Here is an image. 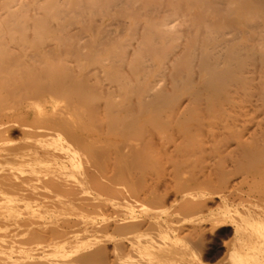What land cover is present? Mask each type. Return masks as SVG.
Returning a JSON list of instances; mask_svg holds the SVG:
<instances>
[{
  "label": "bare ground",
  "instance_id": "obj_1",
  "mask_svg": "<svg viewBox=\"0 0 264 264\" xmlns=\"http://www.w3.org/2000/svg\"><path fill=\"white\" fill-rule=\"evenodd\" d=\"M0 60V75L29 76L2 74L5 94L19 80L12 91L32 94L17 113L23 97L11 108L0 95V201L55 205L62 213L45 214L70 234L132 220L163 229L177 205L196 217L176 239L223 226L208 218L216 199L243 214L241 235L258 222L228 247L231 264L264 243V0H0ZM18 122L22 148L6 137ZM74 205L77 216L63 212ZM14 222L1 227L24 226Z\"/></svg>",
  "mask_w": 264,
  "mask_h": 264
},
{
  "label": "rangeland",
  "instance_id": "obj_2",
  "mask_svg": "<svg viewBox=\"0 0 264 264\" xmlns=\"http://www.w3.org/2000/svg\"><path fill=\"white\" fill-rule=\"evenodd\" d=\"M29 38L30 39H28L26 41L27 44H29L28 41L29 40L31 41L34 37H32V38L29 37ZM35 39L37 40V42L40 41V43H43V39H41V37L38 36V38H34V40H33L34 43L36 41ZM24 40L22 39L21 41H24ZM33 41H31L30 43H32ZM52 42H53V40H52ZM34 43H32V44H34ZM40 43H39V45H40ZM2 55L3 54H1V56ZM9 57L11 58V55ZM9 57L6 59L8 60ZM1 60H2V58H1ZM1 60H0V63H1ZM20 72H18V73H20ZM1 73L3 74V77L9 78L8 77V75H9L10 79H12V80L18 78L19 76H22L20 74H24V76H26V77L28 76V74H26L25 71L24 72L22 71L20 74H17V75H16L17 72L15 73V72H13V70L11 72H7V75H6V71H1ZM12 73L14 75H16L17 77L15 78L12 76L13 77L12 78L11 77ZM1 75H0V77H1ZM50 76L53 77L52 75H50ZM23 77H19L18 79H21ZM18 79H16V80H18ZM25 79H26V82L28 81L27 82V84H28L29 83V80H28L29 76H28V79L27 78H25ZM52 79H54V77L49 78V81H52ZM21 81L19 80L18 82H20V83L15 82L16 84L15 83L14 84L12 83V84H13V86L14 85L20 86V85H22L21 83L25 82V81H22V82ZM52 83H54V80ZM12 84L10 86L11 89L8 88L9 85H8V87L7 86L4 87V85L2 87V88H5L6 90L8 88L10 91L9 90H7V91L9 93H11V96H9V97L6 96L7 102L9 101L8 105H7V103H5L7 106L12 104L13 100L15 101V99L17 101V98H15V99L11 98L13 96V94L15 96H18V99H19V96L22 99V97L25 93L24 90H21V87H20V91L21 92L23 91L22 92L23 94L20 93L21 94L20 95L19 94L20 91L19 92L17 91V89L19 87L16 89V92H18V94L14 93V91H12V88L15 89L17 86L12 87ZM50 84H51V82H50ZM24 85L25 84H23V86ZM25 86H27V85H25ZM1 91L2 92H0V95L3 96L4 98H6L5 95H7L9 93L6 92L7 94H5L4 89H1ZM35 91H36V89H35ZM28 92L25 94H27L26 98L28 97V99H29V97H31L32 94L28 96V94H29ZM3 93H4V95H2ZM30 93H31V91H30ZM24 98L25 97H23L24 101L19 100L20 103L18 101L17 102L15 101L12 104L14 106V104L16 103V105H15V107H16L17 103H19L21 105L19 108H18L19 105L17 106V109L14 108L13 106L11 107V105H10L11 108H14L13 110L16 113H17V111L18 112L23 111V104L26 102L25 100H28V99H26V98L24 99ZM0 99H2V97ZM0 103H1L0 104V108H1V105L3 103H2V101ZM5 104L3 106H6ZM20 124L21 123L18 122V124L14 123L13 124L14 126L10 125L9 128L6 130V134H7L6 137L9 138V139H7L9 142V145H11L13 147H21L22 148L25 145H23L24 140H22L23 133H20V132H22V129H20V128H22L23 123L21 125ZM10 127H13V128H10ZM23 138H24V136H23ZM1 159H2V156L0 157V160ZM0 166L2 167V165H0ZM17 171L18 170L14 171V173H13L15 175V177L17 174H19V171H18V173H16ZM1 172L3 174H6V171H4V170ZM50 173L55 175L56 171L54 170ZM33 176L35 179V178L39 177V174L36 175V177H35V175H33ZM25 179L24 180L26 181V183H28L27 181H29L28 184L35 183L33 180H31V176H29V175L25 176ZM38 179H36V180H38ZM13 196H8V195L4 196V197H2V199L0 201V223H2V225H0V227L1 226L4 227L3 224L9 223V221H11V222L15 221L14 222L15 224L17 222H21V223L24 222V226H21L22 225L21 224L20 227H18V229H17V227H16V226H18V224H17V225H15L16 228L14 226H12L15 229H13L12 227L11 228L9 227V229H8L6 226L7 224H6L5 227H6V230L8 229L7 231L5 230V228L1 227V229L3 231L1 233V230H0V264H231L230 263V256L227 253L228 247H232V246L234 247L237 243L238 244H239V242L241 243L242 240H245L244 238H246L245 236H247L246 235L247 233H248V235L254 234V232L258 228V222L257 221L256 222L250 221V222H248V227L246 228V230L241 235L240 232L236 231L237 227L235 226V224H237L238 222H240V220L243 219V214L240 213L239 211H236V209H234L235 211L233 210L234 212L231 210V211H228L227 213L223 214L221 211H219L221 209H219V205L217 203V200L214 199L215 200V201L213 200L214 202L208 201L207 203H205V205H207V206L209 205L207 209H210V207H211V209L208 210V211H210L208 218H209V220L215 221V220L223 219L226 217V219H223V220H226V223L224 224L225 226L224 225L220 226V227L218 226L219 228L216 227V229L214 227H211L214 229L208 228L206 231H202L203 233L198 229L192 228L193 231H192V229H188L189 232L192 231L190 233V235H189V232L188 233L184 232L182 234L183 236L185 234L184 238L182 237L181 234H179L180 237L178 236V238L175 239V234H174L175 228H179V226L181 224H183L184 222H186L190 218L194 219L196 217V215H195V213H192V212L189 213L190 211L187 212L184 209L182 210V213H179L181 211L180 206L176 207L177 205H173L171 210H173L175 208L176 211H174V212H176V213H173V211H172L169 223H167V226L163 227V229L162 228L155 229L156 227H153V225H152L154 223H151V225H149L148 227L146 226L145 229H143L145 226H143L140 229V227H141V226H139L140 223H138V221L132 220L133 222L127 221L125 224H122L120 226V228H116V229H114V228L111 229V226L108 227V229H106L105 227H107V226H104V225L103 226H104L105 230H101V231L99 230L96 232L91 231L90 233L89 232L86 233V232H83L84 230L78 229V230H80V231H78V233L76 232L77 230L74 232V234L76 236L74 234H72L73 232L71 233L73 236L72 237L71 234L69 233L70 231H67L69 225L67 224L68 227H65L66 224H64L65 226H63V224H62V229L64 231L65 230L67 231V232L65 231V234L69 233V235H68L69 238L71 237L70 238L71 240L72 239L75 240V241H73V240L71 241L69 238H66V242H65L62 239L57 240L58 239L57 238L58 235H56L57 233L60 236L65 235L63 233L64 231L61 233L59 232V231H62V229H60L61 225L56 224L54 219L48 218L47 217L48 215L45 214V213L51 214V213H56V212L62 213V211L58 210L57 207H55V205L43 203L38 197L36 199L33 197V199H32L31 198L32 196L31 197L29 196V199H27L28 198L27 197L23 200L22 198H24V197L17 198L15 196L14 197ZM169 197H166V198L168 199L167 200L168 203H171ZM30 199H32V202H30L31 201ZM37 199H39V200H37ZM40 201H41V203H40ZM211 203L213 204V206ZM30 204H31V206H30ZM40 204H43V205L41 206ZM44 205H45V207H44ZM18 206H19V208H18ZM77 207L79 208V206H75V207H71L72 209L69 208L68 211L64 210L63 212L67 213V214L69 212L70 213L75 212V214L77 216V213L79 212V210H81V207L79 208V210ZM213 207H215V208H213ZM75 208H77L78 211ZM73 209H75V210H73ZM82 210H84V209H82ZM178 210H180V211H178ZM183 211H184V213L185 212L186 213L184 214ZM212 214L213 215L216 214V215L213 216ZM235 214L237 216H235ZM173 215H175V216H173ZM188 215L189 216L191 215V216L187 217ZM76 216H75V218H76ZM108 216H109V218H108ZM217 216H219L221 218H219ZM21 217H22V220L25 219V221L27 219H28V221H29V219L32 220V221H30L31 223H33L36 220L39 223L40 222L41 223H40V225H38V223H36L37 222L36 221L33 224L28 223L29 226H28V224L25 226V223L28 221H26V222L20 221ZM237 217L240 220H237ZM106 218H108V220H109L112 218V215L108 214V215H106ZM72 219H74V218L72 217ZM52 220H53V222H52ZM76 220H77V218L75 219V223H76ZM251 222H252V225H250V227H249V223L251 224ZM14 223H12V224L14 225ZM42 223L45 225L43 226ZM52 225L54 227H52ZM56 225L58 226L57 228L60 229V230H58V232H57V229H55L57 233H55V231H54V228H56ZM254 225H255V227H254ZM35 226H37V228L39 226H43V227H39L38 229H36ZM22 227H25L24 229L28 228V230L26 229L25 231L24 230L21 231L20 229H23ZM47 227H51L50 230H49V228L46 229ZM52 228H53V230H52ZM180 228H181V226H180ZM32 229L36 230V231H31ZM44 229H45V231H43ZM209 229L211 230V231H209L210 233L208 232ZM9 230H11V231H9ZM141 232H142V234H141ZM82 233H83V236L85 234H88V233L89 234L86 235V238H84L85 236L83 237L81 235L80 238H82V237L83 238L78 239V237ZM186 233L188 235L187 237H186ZM139 234L141 235V237ZM238 234L240 235V237ZM60 236H58V237L60 238ZM135 236L139 238L138 243H132L131 241H128V240H132ZM189 236H190V239L188 238ZM76 237H77V240H76ZM55 238H56V241L54 240ZM252 238H253V236H252ZM83 239L86 241L88 239L89 240L87 242H85ZM82 241H83V243H80ZM253 246H254V244H253ZM256 248H257V251H253L251 248V251H253L255 253L253 254V252L251 253V251H250L251 259L248 258V259H250V261H248V259H246L245 260L246 264H258V263L264 264V261H263L264 257L261 259L262 255L259 254L261 252H264V243L263 242L256 243L254 249L256 250ZM256 253H258V255ZM255 255H257V256H255ZM254 256H255V258H254ZM256 257H257V259L260 258V261H259V259L257 260ZM255 260L258 261V263Z\"/></svg>",
  "mask_w": 264,
  "mask_h": 264
}]
</instances>
